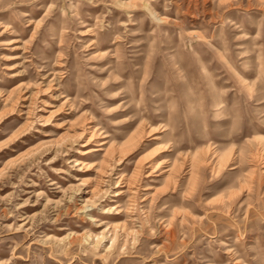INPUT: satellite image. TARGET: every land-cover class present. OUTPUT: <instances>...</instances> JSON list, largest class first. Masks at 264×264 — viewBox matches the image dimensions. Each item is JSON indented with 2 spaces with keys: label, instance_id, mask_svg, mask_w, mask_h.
<instances>
[{
  "label": "rangeland",
  "instance_id": "obj_1",
  "mask_svg": "<svg viewBox=\"0 0 264 264\" xmlns=\"http://www.w3.org/2000/svg\"><path fill=\"white\" fill-rule=\"evenodd\" d=\"M0 264H264V0H0Z\"/></svg>",
  "mask_w": 264,
  "mask_h": 264
},
{
  "label": "bare ground",
  "instance_id": "obj_2",
  "mask_svg": "<svg viewBox=\"0 0 264 264\" xmlns=\"http://www.w3.org/2000/svg\"><path fill=\"white\" fill-rule=\"evenodd\" d=\"M14 57H12V58H16V57H18L17 55H13ZM24 71H19V72H15V73H12V76H9V77H6L5 79H4V82H11V81H13V80H15V79H18V78H21V77H23V73ZM34 83H36V81H34ZM28 86H27V84L26 83H24L23 81H21L20 83H18L16 86H14L13 87V91H22V90H26V88H27ZM13 91H11L10 93H12ZM35 91H38V90H35ZM35 91L33 92V91H31L30 92V94L31 93H35ZM29 96V95H28ZM28 96H26V95H24V93L22 94V95H19V96H17L16 98L18 99V100H20V102L18 103V105L20 106V113L19 114H28L31 110H33L34 108H36V107H34L33 105H32V102H31V100H29L28 98ZM31 99V98H30ZM3 101H7L8 100V95L7 96H4L3 97V99H2ZM65 100V99H64ZM25 101H27L28 103H30L31 102V105H24V103H25ZM62 104V103H61ZM60 104V105H61ZM23 109H26V110H24V113L22 112V110ZM90 129V130H89ZM89 131V136L87 137V139H89L93 134H100V132L98 131L99 129L97 128V127H92V126H89V125H83L81 128H80V130L79 131H75L74 132V135H75V137H77V138H80L81 136H82V134H83V132L84 131ZM74 138H72V140H73ZM98 142H97V146H95V147H93V148H91V149H80L79 150V152H80V154H82V155H84V154H88V153H90L91 151H95V150H99V149H101V147H102V145H104V144H106V141H104V140H97ZM103 149V148H102ZM115 149L116 148H113V147H110V146H108V147H105V149H103L104 150V153H105V157L102 159V161L100 162V163H98L97 164V169H99L100 170V173L101 172H104L105 170H104V167L107 165V166H110L111 165V162L113 161H117L118 159H119V157L118 158H116L115 157V155H114V152H115ZM58 150H55L54 152H57ZM71 161H74L75 162V164H80L81 166H88V162H86V161H84V160H81V161H78V158H73V159H71ZM106 172V171H105ZM100 173H97V176L98 175H100ZM101 176H98V178H100ZM92 190H93V188H91L90 190H89V192L91 193L92 192ZM120 192H122V191H120V190H116L113 194L114 195H117V194H119ZM37 194H39V192L37 193ZM71 195L72 194H70L69 196H67V199H69L70 197H71ZM95 195V194H94ZM46 202H50V203H57V201H53L49 196H47L46 197ZM93 202H94V200L91 198V197H89V198H85V199H82L81 200V203H79V205L77 206V208L78 209H84V208H87L89 205H93ZM117 212V211H116ZM100 237H103L104 238V235H103V233L101 234V236ZM92 238H94V236H92L90 233H83V234H81V235H76L75 236V240H80V239H85V240H90V241H88V243L90 244V246L93 248V247H96V244H97V241H99V236L97 235L96 237H95V240H93ZM115 238H116V234H112V235H110V237H108V239L107 240H110V244L109 245H107L106 246V249L105 250H109V249H111V247L113 246V244H114V241H115ZM104 246H105V244H104Z\"/></svg>",
  "mask_w": 264,
  "mask_h": 264
}]
</instances>
